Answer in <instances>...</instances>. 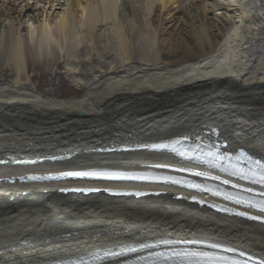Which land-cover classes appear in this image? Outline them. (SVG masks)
I'll return each mask as SVG.
<instances>
[{"label":"bare ground","instance_id":"bare-ground-1","mask_svg":"<svg viewBox=\"0 0 264 264\" xmlns=\"http://www.w3.org/2000/svg\"><path fill=\"white\" fill-rule=\"evenodd\" d=\"M208 1L0 0V72L14 75L0 81V264L195 239L217 243L226 262L264 260V216L250 209L222 216L171 186L21 180L183 168L173 154L126 151L178 140L264 160V0ZM42 70L80 94L45 97L33 84ZM156 252L96 264H152Z\"/></svg>","mask_w":264,"mask_h":264},{"label":"snow or ice","instance_id":"snow-or-ice-1","mask_svg":"<svg viewBox=\"0 0 264 264\" xmlns=\"http://www.w3.org/2000/svg\"><path fill=\"white\" fill-rule=\"evenodd\" d=\"M175 143H179L178 141ZM153 147L163 149L168 148L170 151H175L181 156H185L189 159H197L200 160L203 158V162L209 164L210 167H219L221 171H228L227 168H224L222 164L219 163L221 160H228L231 161L232 157H221L217 153L208 151V152H200V155H191L190 153H195L197 149H190V150H181L180 148L175 147L174 145H154ZM237 162H244L248 164V168H240L236 164L229 165L230 168L233 170L230 172L231 175H239L241 179H249L254 178V183H259L264 185V163H261L258 160H253L252 157L248 156L244 152H240L238 156L235 157ZM253 165L255 168H253ZM67 175H97L96 173H67ZM110 176L111 178H122V179H144L145 177L139 176H128L124 174H105ZM262 211H264V201H262L259 205H257ZM162 243H171L170 241H162ZM193 243H198L197 241H193ZM209 247L216 248L219 245L211 244ZM227 250V249H226Z\"/></svg>","mask_w":264,"mask_h":264},{"label":"rangeland","instance_id":"rangeland-1","mask_svg":"<svg viewBox=\"0 0 264 264\" xmlns=\"http://www.w3.org/2000/svg\"><path fill=\"white\" fill-rule=\"evenodd\" d=\"M212 4V0H209ZM208 1V2H209ZM222 3L226 4V0H221ZM219 14V13H218ZM211 16V15H210ZM221 16V15H220ZM41 76L37 75L33 81V84L39 87V92L43 94L45 97H72L77 94H80L77 87L71 86V84H68V81L63 80L62 74H57L56 79L54 80L53 77L46 76L44 74V70H42ZM13 74L4 71L3 73L0 72V81L4 82H10L13 79ZM82 93V92H81Z\"/></svg>","mask_w":264,"mask_h":264}]
</instances>
